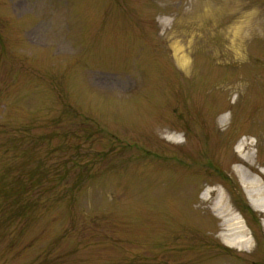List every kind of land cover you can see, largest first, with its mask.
<instances>
[{"label": "rangeland", "instance_id": "obj_1", "mask_svg": "<svg viewBox=\"0 0 264 264\" xmlns=\"http://www.w3.org/2000/svg\"><path fill=\"white\" fill-rule=\"evenodd\" d=\"M235 165L264 183V0H0V264H264Z\"/></svg>", "mask_w": 264, "mask_h": 264}, {"label": "bare ground", "instance_id": "obj_2", "mask_svg": "<svg viewBox=\"0 0 264 264\" xmlns=\"http://www.w3.org/2000/svg\"><path fill=\"white\" fill-rule=\"evenodd\" d=\"M182 63H185L184 58ZM243 143L244 141H241L237 146V151L240 154L243 153ZM235 169L239 174L242 186L246 189L249 203L255 209L264 212V183L256 179L255 176L250 179V173L244 170L243 166L235 165ZM262 171L264 172V169ZM207 192L204 193V196H206ZM213 211L222 219V225L227 230V233L222 235V239L227 245L241 248L248 243V232L245 228V223L224 200H221L213 208Z\"/></svg>", "mask_w": 264, "mask_h": 264}, {"label": "trees", "instance_id": "obj_3", "mask_svg": "<svg viewBox=\"0 0 264 264\" xmlns=\"http://www.w3.org/2000/svg\"><path fill=\"white\" fill-rule=\"evenodd\" d=\"M238 196H239V203H240V202H243V205H244V200H243V198H242V197H240V196H241V195H240V193H239V195H238ZM245 208H247V207H245ZM247 209H248V208H247Z\"/></svg>", "mask_w": 264, "mask_h": 264}]
</instances>
